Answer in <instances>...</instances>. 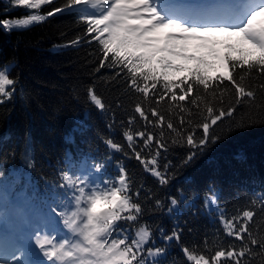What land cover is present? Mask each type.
Segmentation results:
<instances>
[{"label": "snow or ice", "instance_id": "1", "mask_svg": "<svg viewBox=\"0 0 264 264\" xmlns=\"http://www.w3.org/2000/svg\"><path fill=\"white\" fill-rule=\"evenodd\" d=\"M8 2L26 14L0 20V29L5 32L26 30L50 17L75 11L86 26L88 42L95 41L99 46L95 70L116 69L111 80L123 82L126 92L138 94L134 115L128 117L126 126L121 122V134L130 152L111 136H101L108 150L103 158L89 163L88 157L76 161L70 154L66 156L58 187L71 196L66 197L68 203L63 210L51 209L59 220L50 221V234L36 233V247L48 264H146L148 258H152V264H164L167 249L148 246L153 231L142 222L144 208L139 197L143 186H134L120 161L115 176H105V170L113 154L119 153L135 159L145 173L160 185H167L170 163L164 164L162 171L159 158L161 151L167 152L169 139L189 149L182 161L188 165L219 138L215 126L232 118L239 105H255L258 91L264 98V0L186 7L169 0H65L59 7L54 6V0ZM46 7L49 10L45 11ZM81 40L77 37L69 45ZM11 71V64L0 65V104L15 93L17 80ZM228 94L231 100L225 107ZM87 99L97 110L105 111L94 87L87 89ZM165 100L171 108L179 109L178 123L152 106ZM137 117L144 122L139 129L134 128ZM107 127L111 129L112 124ZM67 139L72 141V137ZM145 149H149L148 155ZM146 199H151L150 194ZM170 203L168 211L172 212L177 200L170 198ZM252 204L264 211V198ZM214 205H218V197L210 189L205 193L204 206ZM155 206L162 207L161 201L155 200ZM213 210L219 213L223 233L239 244L225 248L215 242L210 245L205 238L202 245L187 246L181 244L177 228L170 234L162 230L163 241L180 245L182 264H264V229L254 232L251 227L256 212L252 208L237 209V214L228 217L223 208ZM28 254L23 244L7 255L0 249V264H40L22 260ZM172 264H176L175 259Z\"/></svg>", "mask_w": 264, "mask_h": 264}, {"label": "trees", "instance_id": "2", "mask_svg": "<svg viewBox=\"0 0 264 264\" xmlns=\"http://www.w3.org/2000/svg\"><path fill=\"white\" fill-rule=\"evenodd\" d=\"M183 1L193 5L197 1L212 0ZM64 3L65 0H54L56 7ZM25 14L24 9L12 8L8 0H0V20ZM85 32L86 26L75 11L50 17L26 30L5 32L0 29V65L11 64V76L17 80L12 99L0 104V201L20 197L22 205L17 209L18 217L24 222L43 224L40 232L48 223L44 219L47 218L45 211L52 208L61 211V205L68 203L66 197L71 196L69 191L58 187L59 171L65 167L67 155L76 161L88 157L89 163L103 158L108 150L101 136H111L116 143L125 144V151L130 152L121 134V122L126 126L128 117L134 115L138 94L126 92L123 82L111 80L116 69L95 70L100 58L99 46L95 41L89 43L90 37L85 36ZM77 37H82L81 42L70 46L69 41ZM89 87H94L102 98L104 112L89 103ZM224 99L227 107L231 94ZM257 105H264L259 91L255 105H239L232 118L215 126L214 132L219 138L209 143L188 165H183L182 161L189 149L172 144L169 139L167 152L161 151L159 158L162 171L163 165L170 163L167 185H160L145 173L135 159L113 154L104 175L115 176L120 161L127 167L134 186H143L139 197L144 208L142 222L153 231L148 246L167 249L164 264H172L174 259L176 264H182V253L175 241H163L162 230L170 234L177 228L181 244L187 246L202 245L205 238L210 245L215 242L225 248L239 244L223 233L219 213L213 210L217 206L223 208L228 217L237 214V209L252 208L256 212L252 230L264 229V211L252 204L264 198V123L260 122L264 120V108ZM152 106L178 123L179 109L171 108L167 100ZM185 107L191 106L185 104ZM109 124H112L111 129L107 127ZM143 124L137 117L134 128H142ZM149 130L158 134V130L150 126ZM68 137H72L71 142ZM144 154L148 155L149 149H145ZM210 189L215 191L218 205L205 208V193ZM149 194L151 199H146ZM170 198L177 200L172 212L168 211ZM157 199L162 207L155 206ZM51 217L59 219L52 211ZM206 254H214V251ZM146 264H152V258H148Z\"/></svg>", "mask_w": 264, "mask_h": 264}, {"label": "rangeland", "instance_id": "3", "mask_svg": "<svg viewBox=\"0 0 264 264\" xmlns=\"http://www.w3.org/2000/svg\"><path fill=\"white\" fill-rule=\"evenodd\" d=\"M169 2L179 7L189 6L187 4L179 2V0H169ZM210 4H213V2L202 4V5H210ZM202 5L200 3H197L194 6H202ZM3 204L4 203L0 202V231H2L3 229L8 230V231L14 230V234H16L18 245L20 246L21 244H23L29 249V254L25 257H22V260L27 259L29 262H32V260L34 259V261H39L40 264H48V262L44 259L42 253H40L39 249L35 245L36 233L38 232L37 230L39 226L43 224L40 225V223L38 222L39 225L35 226L37 225V223L35 224V223L27 222V221L24 222L23 220H21L20 217H18V215H16L15 212L12 210L14 207L18 206V202H16L15 200H11L7 204V206H4ZM64 207L65 205H61L60 207L61 210H63ZM68 210H71V206H68ZM45 212L47 214V218H44V219L47 220L48 223L45 227L44 232L43 231L39 232L41 236L50 234L52 232L50 221L59 220L58 218L51 217V210L48 209ZM21 225H24L27 231H24L25 229L22 228ZM59 227L63 229L62 224H60ZM39 255L41 256V258Z\"/></svg>", "mask_w": 264, "mask_h": 264}, {"label": "bare ground", "instance_id": "4", "mask_svg": "<svg viewBox=\"0 0 264 264\" xmlns=\"http://www.w3.org/2000/svg\"><path fill=\"white\" fill-rule=\"evenodd\" d=\"M0 237H4V234H0ZM1 240V239H0ZM11 240H14V234H13V237H11V238H8L7 239V243H6V245H7V250L9 249L8 247H11V246H13V243L11 244ZM38 253V252H37ZM40 256V255H39ZM33 258V257H32ZM40 258H41V256H40ZM34 261V259L32 260V262Z\"/></svg>", "mask_w": 264, "mask_h": 264}]
</instances>
